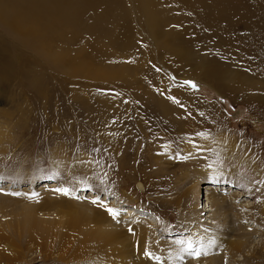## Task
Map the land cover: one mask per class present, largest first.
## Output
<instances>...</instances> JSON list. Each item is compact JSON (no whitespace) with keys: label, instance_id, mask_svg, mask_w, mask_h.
Returning a JSON list of instances; mask_svg holds the SVG:
<instances>
[{"label":"rangeland","instance_id":"obj_1","mask_svg":"<svg viewBox=\"0 0 264 264\" xmlns=\"http://www.w3.org/2000/svg\"><path fill=\"white\" fill-rule=\"evenodd\" d=\"M256 2L242 0L231 9L254 25L260 18ZM40 3L31 0L40 9L34 14L52 16ZM122 15L116 25L110 16L74 13L63 24L43 17L50 56L27 37L1 29L15 65L0 83V264H156L144 258L145 247L160 256L159 264H179L174 242L192 228L178 221L193 219L181 199L202 185L199 208H206L208 193L227 202L231 216L243 215L249 248L256 256L264 253V225L255 222L264 215V29L253 38L245 30L226 33L239 56L216 43L189 55L186 42L164 49L142 31L135 34L145 47L128 43ZM174 47L185 49L189 61L177 60ZM196 59L218 69L220 80L205 77L208 67L199 69ZM245 69L254 73L250 84L233 87L228 74ZM59 187L70 194L53 191ZM11 192L22 194H6ZM96 196L120 209L119 222L91 203ZM221 214L205 212L193 221L214 230L213 237L232 240L237 231L226 234ZM139 229L143 239L136 236ZM84 234L91 237L82 239ZM191 234L198 240V233ZM81 242L92 256L70 259ZM190 262L198 261L185 255L184 264Z\"/></svg>","mask_w":264,"mask_h":264},{"label":"bare ground","instance_id":"obj_2","mask_svg":"<svg viewBox=\"0 0 264 264\" xmlns=\"http://www.w3.org/2000/svg\"><path fill=\"white\" fill-rule=\"evenodd\" d=\"M22 1H24V3ZM25 1L27 0H18L13 4L10 3L11 1L9 0H0V83L10 78L9 65L11 66L14 63L8 61L11 59L12 55L10 54L9 57L5 51V48L3 46L4 43L2 42L3 35L1 33V29L4 28L5 25L15 35L20 36L25 40L27 37V40L31 41L30 44H35V48L37 50L45 48V53L49 55V48L51 49L52 45L50 40L48 41L46 37L48 36V33L43 32V30L41 29V19L43 17H47L49 20H51L52 18H59V23L63 24L64 18L67 17L69 19V16H73L74 13H76L79 18H85L87 14L88 16L89 14H91L93 15V17H99L102 19H106V17L110 16L114 19L113 21H115L116 25L119 17L118 13H122L123 15L121 17H123V25L124 29L126 30V34L121 35L122 38L125 39V41H129L128 43H132L134 45L139 43L140 45L138 46L140 48L142 46L145 47V39L142 40L138 38L140 34L145 36L146 39L157 46L158 44L160 46H166L164 49H169V47L167 46L173 48L171 47V45L179 46L181 42H186L188 45H190V49L188 52L189 55H193L197 48L201 50L205 45L216 43L224 49L230 48L229 52H232L235 55L239 56L241 55L240 50L238 45L232 39L233 35L227 36L226 33H243L245 30L249 37L252 34L254 35V37H257L258 32L261 31V29H264V0H258V3L256 2L257 11L259 14L258 17L260 16V18L258 21H256L257 24L255 22L254 25H251L253 19H246L245 17H243V15L237 13H240L239 10H235L234 8L231 9L232 6L235 7L239 6V4L241 5L242 0H39V2H41L40 5L42 4L47 9L48 13H50L54 17L50 16L49 14L48 15L50 17H48L47 14H45V16H39L37 12H35L34 14L35 10H40L38 9L39 7H37V4L31 5V0H28L27 3H25ZM34 1L36 2L37 0H32V2ZM9 6H11L10 10L8 8ZM42 10L44 11V9ZM129 22L132 25V28ZM135 25L138 26L137 30H135L133 27ZM253 27L254 32H251V29L248 28ZM137 32L141 33L137 36L135 34ZM131 36H134V40ZM135 36L137 37L135 38ZM252 36L250 38H253ZM184 46H186V44ZM176 47H174V55L176 59L181 63L188 62L189 60H187V57H189V55L186 56V52H183L185 49L183 48L184 50L182 51L180 47L179 49ZM189 47H187V49ZM12 53L13 56L14 54L19 55L15 52ZM119 59L133 60L134 57L122 56ZM196 60L199 61V69L208 67V69L204 70V72L202 73L205 77L214 80H220V71L218 69L211 67L209 64L199 59ZM141 62H143L144 64V61L141 60ZM249 73L246 69L241 73L230 72L228 76L230 82L232 83V86L242 89L247 83L250 84L249 76L253 77L254 73ZM97 76H99L101 79L104 78L102 72L98 73ZM119 76L120 74L117 73L116 78ZM149 94H151L152 96L153 93L150 92ZM165 103L166 101H162V99H160L158 105L160 110H164L166 112L165 109L167 108ZM167 112L170 113L169 111ZM204 186H207L205 190L209 192L214 188L210 184H206ZM202 189L203 185L200 186V189L190 190L189 194L186 193V195L189 196L182 197L181 200L184 202V206L186 207L185 211L189 210V213L193 215V219L191 221V219L186 220L184 218H180L178 222L185 224L187 228H192L191 233H198V240H202L206 246L208 245L209 241H213L214 243H212V245L208 247L207 251H210L212 253L218 248H220V251L218 252L217 256L209 258L207 262L206 260H203L198 261L196 264H264V256H262L264 255V253H261L260 255L258 254L259 256H256L257 253L254 251L255 248H249L252 243L251 241H249V235H251V232H248L245 227V221L242 218L243 215L239 214V211H236V213L238 212L237 215L235 213L236 216H231L230 214L232 212L230 211L233 209V207L228 206L226 204L227 202L225 203V201H220L214 196H209V193L208 195H205L207 197L206 208H199V202L197 201V199L199 198V196H201V194H203L201 192ZM224 190L227 191V188H225ZM237 198L239 197L237 196ZM215 210H219V212L221 211V215H224V218L226 219L225 223L228 224V226L225 227V225V228H223L225 229L227 235L230 232L237 231V234L234 235L235 238H233L232 240L229 238L225 239L223 238V236L217 238L214 235L213 237L211 234L215 233L214 230L200 223L195 224L196 221H200L201 217L203 219V217L205 216V212H213ZM258 214L256 215L257 217L255 222L258 224L263 223L264 225V215L262 214V212ZM194 215H198L199 219L197 217L194 218ZM212 217L213 215H211V219ZM125 218L127 217H124V219ZM204 224L215 226V223L210 222H206ZM220 225L221 224H219V226ZM32 233L34 234L35 232ZM36 236H40L42 240L45 237L44 235H41V233L36 234ZM83 236L84 238L82 239H88L91 237L85 234ZM136 236L140 239H143V229L137 230ZM242 236L245 238H243ZM72 242L73 241L69 240V244H71ZM81 243L83 244H81V249L79 251H74L71 249L72 251H70L71 253L69 254L70 259L72 257L75 260V257L83 258L92 256V250L85 248L84 242ZM261 247H264V245H261L260 248ZM179 264H181L180 260ZM187 264L195 263L190 262Z\"/></svg>","mask_w":264,"mask_h":264},{"label":"snow or ice","instance_id":"obj_3","mask_svg":"<svg viewBox=\"0 0 264 264\" xmlns=\"http://www.w3.org/2000/svg\"><path fill=\"white\" fill-rule=\"evenodd\" d=\"M185 85L190 86L191 88L195 89L197 87V85L195 83H193L190 80H185L184 81ZM170 99L173 100L174 103H179L178 100H176L173 97H170ZM198 135H203V133H198ZM49 179H51L52 177H48ZM0 191H3L2 189H0ZM54 192L63 194L65 196H68L70 194V189L68 187H59L56 189H53ZM6 194H10V195H15V196H19L22 193L20 192H11V193H6ZM37 194L35 192H33L31 194V197H36ZM92 204L95 205H99L100 207L104 208L105 211L108 213V215L111 216V218L113 220H116L117 222H119L118 218L120 216V209L117 207H110L107 204H105L102 200L100 196H96L92 199L91 201ZM131 230V229H130ZM175 245L177 246V257L178 259L181 261V264H184V257L185 255H187L188 257H191L193 260L199 261V259L203 256H207L208 255V247H210L212 245V243H214L213 241H209L208 245L206 246L202 240H197L195 239L191 233H189V235L185 238H181L176 240ZM143 256L146 259V261L148 262H152L155 261L156 264H159L160 262V256L156 255L153 251H151L148 247H145L143 249Z\"/></svg>","mask_w":264,"mask_h":264}]
</instances>
